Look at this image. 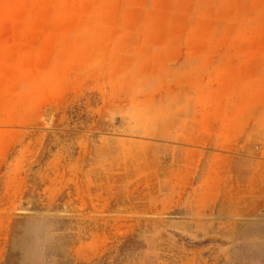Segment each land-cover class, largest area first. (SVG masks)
I'll return each mask as SVG.
<instances>
[{
	"label": "rangeland",
	"instance_id": "obj_1",
	"mask_svg": "<svg viewBox=\"0 0 264 264\" xmlns=\"http://www.w3.org/2000/svg\"><path fill=\"white\" fill-rule=\"evenodd\" d=\"M197 116L264 123V0H0V264H258L167 212Z\"/></svg>",
	"mask_w": 264,
	"mask_h": 264
},
{
	"label": "crops",
	"instance_id": "obj_2",
	"mask_svg": "<svg viewBox=\"0 0 264 264\" xmlns=\"http://www.w3.org/2000/svg\"><path fill=\"white\" fill-rule=\"evenodd\" d=\"M206 117L194 118L193 138H177L166 144L173 155H178L177 165H171V169L182 170L189 177L200 172L199 178L203 179V186L195 191L194 209L187 211L178 206L167 212L185 220V225L197 224L198 218H210L207 223L221 228L205 240L258 243L257 251L253 249L244 256L263 259L258 264H264V143L262 138L255 139L264 123L213 125L205 121ZM208 183L217 187L207 189ZM166 210L161 209L163 213ZM145 211L154 213L149 207Z\"/></svg>",
	"mask_w": 264,
	"mask_h": 264
},
{
	"label": "bare ground",
	"instance_id": "obj_3",
	"mask_svg": "<svg viewBox=\"0 0 264 264\" xmlns=\"http://www.w3.org/2000/svg\"><path fill=\"white\" fill-rule=\"evenodd\" d=\"M99 220H100V219H99ZM96 222H97V221H96ZM105 222H106V221H105ZM79 223H80V222H79ZM98 223H100V222H98ZM101 223H102V222H101ZM102 224H103V223H102ZM100 226H103V225H100ZM73 227H74V226H73ZM97 227H98V226H97ZM99 228H100V227H99ZM70 229H71V228H70ZM100 229H101V228H100ZM100 229H99V230H100ZM80 230H81V229H79V231H80ZM79 231H78V232H79ZM86 232L89 233V234L93 233L92 225H91L90 228L87 229ZM73 233H75V232H73ZM100 233H101V231H100ZM81 236H82V235H81ZM83 237H84V236H83ZM99 237H100V236H99ZM99 237H98V238H99Z\"/></svg>",
	"mask_w": 264,
	"mask_h": 264
}]
</instances>
